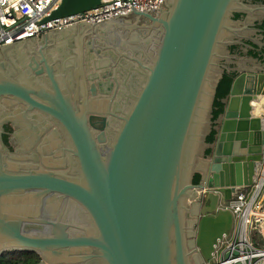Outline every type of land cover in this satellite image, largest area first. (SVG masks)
Listing matches in <instances>:
<instances>
[{
    "label": "water",
    "instance_id": "95a60500",
    "mask_svg": "<svg viewBox=\"0 0 264 264\" xmlns=\"http://www.w3.org/2000/svg\"><path fill=\"white\" fill-rule=\"evenodd\" d=\"M101 2L62 0L42 24ZM96 25L0 47V254L38 253L39 264H197L194 254L214 264V246L233 228L231 212L218 207L220 192L230 200L229 188L252 185L262 158L264 124L253 102L264 96V73L235 78L209 158L201 142L222 73L264 72V0H163L158 15L133 11ZM72 37L79 58L61 65ZM84 42L148 59L125 54L138 69L110 51L87 67ZM7 63L17 72L5 70ZM95 116L119 119L110 145L101 147L106 135L95 134ZM8 126L18 151L37 145L40 156L8 157L1 140ZM65 151L77 159L78 175L69 172ZM194 174L205 176L198 185L190 182ZM205 188L217 193L202 203ZM69 200L85 212V227L66 222Z\"/></svg>",
    "mask_w": 264,
    "mask_h": 264
},
{
    "label": "built area",
    "instance_id": "2783aa9c",
    "mask_svg": "<svg viewBox=\"0 0 264 264\" xmlns=\"http://www.w3.org/2000/svg\"><path fill=\"white\" fill-rule=\"evenodd\" d=\"M62 0H0V47L57 31L81 22L96 25L118 15L141 11L158 15L163 0H102L94 10L42 24ZM231 199L223 192L218 207L231 212L233 228L219 242L214 264H264V147L256 163L252 185L236 186ZM214 189L201 191L208 200Z\"/></svg>",
    "mask_w": 264,
    "mask_h": 264
},
{
    "label": "flooded vegetation",
    "instance_id": "af4514ba",
    "mask_svg": "<svg viewBox=\"0 0 264 264\" xmlns=\"http://www.w3.org/2000/svg\"><path fill=\"white\" fill-rule=\"evenodd\" d=\"M169 1H171V0H169ZM107 23L108 22L102 23L100 25H96L94 27V29L95 28L98 29V27L100 28L101 26H103V25H105ZM143 24H144V22H141V23H139V26H141ZM139 29H141L143 32H145V31L148 32L147 29H144V28H139ZM153 31L156 34V37L155 38L158 39L159 38V35H160V32L159 31L156 32L155 30H153ZM56 32H59V31H53V33H56ZM85 40H86V38L84 39V41ZM85 42L82 45V49H83V59H84V63H85V66H87V67L89 66L90 62H93V61H95V59L97 60L99 58V57H97L98 55L102 57L104 55V52H109L110 53V51L113 54H114V52H116L117 53V58L119 60H121V59L122 60L125 59L127 61L129 60L130 62H132L133 64H135V66H137V67H138V65L134 61H132L129 58H127L125 56V54L126 55H130V56H133L134 58L137 57V58L142 59V60L143 59H145V60L148 59L145 52H141V51H130V52H128V51H120L117 48H115L114 46H112V47L111 46L110 47H105V48H102V49L99 48L97 50L94 47H92V48L91 47H87V46L85 47L84 46L85 45ZM153 42L154 41H152V44H153ZM151 46L152 45L150 44V46H149L150 48H148V52L149 53H152ZM76 48H77V46L75 45V38L72 37L71 40L68 42V45L65 46L64 49H62V51L60 49V51L62 52L61 55H60V57H61L60 58L61 65H62V63L64 61H66L67 59H69L71 57H76L77 59L79 58V53L78 52H76V53L74 52V50ZM118 51L121 52V55H119ZM49 58H51V56H49ZM37 60H38V57H37ZM30 63H33V60L32 59H31L30 62H28V65ZM21 64H23V63H21ZM24 64L26 65L27 63H24ZM8 65H10L16 71L15 66L14 65H11L10 63H7V65H6L7 67H6L5 70L8 69ZM138 69H139V67H138ZM5 70H3V72ZM135 77H136V74L134 75V78ZM117 115L119 116L120 114H117ZM104 120H105V123H106L105 125H104ZM93 123L95 125H97V129L96 128L94 129V132H95L96 135H100L102 132H104L105 135H106V141H105L104 144L101 145V147L104 146V145H107V144L110 145V142H109V137L110 136H109V134H110V132L113 133L114 131L112 132L111 130H115L114 129V126L116 124L120 123L119 119H117L116 116H95V117H93ZM14 130L15 129H12L11 126L5 127L4 130H2L3 134H1V137H2L1 140H2V143H3L4 148L5 149L7 148L6 149L7 156L8 157H13V156L15 157L17 155H27L26 157L30 158V157L34 156V154H35V156H38L39 157L40 155L37 153V149H36L37 148V145H34L33 147H30L29 149H26V147L24 145L22 151H18L16 149V147H14V145L12 143V139L13 138L12 139L10 138L12 136H15V131ZM61 134L65 138V135H64V133L62 131H61ZM5 136L8 137V142H5V140H4ZM70 145H71V143L67 139H65V144L63 145V147L68 149V148H70ZM64 154H65V158H66V161H67V168H68V170H71L69 172H71V174H73V175H78V173H79V164H78L77 159H75L74 157H72L70 155V153H68L66 151L64 152ZM22 163L29 164L30 161L29 162L28 161H25V162H22ZM64 169L66 171H68L66 168H64ZM193 176L190 179V182L191 183H192V180H193ZM201 176H202V179H201V181H202V180H204V177L205 176L203 174H201ZM201 181H200V183H201ZM203 202H206V199L205 198H202V203ZM80 217H83V218L80 219ZM64 218H65L66 222L70 223L71 225L77 226L78 228L79 227H85L87 225V216H86L85 212L83 211V209L81 207H79L78 204H76L75 202H73L71 200H69L68 203H67V207L65 209ZM187 229H188V234H189V228H187ZM47 230L50 231V228L47 227ZM49 231H48V233L45 232L43 235L49 234ZM71 231L72 232H70V233L72 235H74V236L77 235V234H79V233H82L81 231H79L77 229L76 230L71 229ZM193 239H194L193 237H189L188 238V242L189 241H192ZM218 244H216L214 246V252H215L216 247L218 246ZM18 252H21V251H17V253ZM214 252H213V254H214ZM194 256L195 255L193 254L191 257H193V259L196 260L197 264H204L201 259L198 260ZM95 262H97V261H95ZM97 264H100V263L98 262Z\"/></svg>",
    "mask_w": 264,
    "mask_h": 264
},
{
    "label": "trees",
    "instance_id": "16d2710c",
    "mask_svg": "<svg viewBox=\"0 0 264 264\" xmlns=\"http://www.w3.org/2000/svg\"><path fill=\"white\" fill-rule=\"evenodd\" d=\"M262 57L264 61V56L262 55ZM236 77L237 75L233 71L225 70L215 87L208 126H205V133L207 135L204 140H202L204 142H201V152L205 159L209 158L213 153V145L215 144L218 135L217 126L219 119L225 111L226 101ZM4 140L5 142H8V137L5 136ZM204 145L207 147L203 148ZM201 179L202 176L200 174H194L192 184L198 185ZM40 262V255L34 252L4 253L0 255V264H39Z\"/></svg>",
    "mask_w": 264,
    "mask_h": 264
},
{
    "label": "crops",
    "instance_id": "0c3cea01",
    "mask_svg": "<svg viewBox=\"0 0 264 264\" xmlns=\"http://www.w3.org/2000/svg\"><path fill=\"white\" fill-rule=\"evenodd\" d=\"M50 33V32H49ZM48 34V33H46ZM243 72H250V73H264V72H257V71H239L236 73V75L238 76L239 74L243 73ZM184 221H185V226L187 228H189V235H192L193 233V221H194V217L192 216V214L189 212V210L185 211V214H184ZM190 237V236H189ZM17 251H20V250H7L6 252H3L1 253L0 255L4 254V253H10V252H17ZM23 252V251H21ZM38 254V253H37ZM41 257V256H40Z\"/></svg>",
    "mask_w": 264,
    "mask_h": 264
},
{
    "label": "bare ground",
    "instance_id": "6f19581e",
    "mask_svg": "<svg viewBox=\"0 0 264 264\" xmlns=\"http://www.w3.org/2000/svg\"><path fill=\"white\" fill-rule=\"evenodd\" d=\"M253 114L262 117L264 124V96H261L259 100L253 102Z\"/></svg>",
    "mask_w": 264,
    "mask_h": 264
},
{
    "label": "rangeland",
    "instance_id": "374dc122",
    "mask_svg": "<svg viewBox=\"0 0 264 264\" xmlns=\"http://www.w3.org/2000/svg\"><path fill=\"white\" fill-rule=\"evenodd\" d=\"M10 253H17V252H10ZM88 264H97V262H92V263H88Z\"/></svg>",
    "mask_w": 264,
    "mask_h": 264
}]
</instances>
